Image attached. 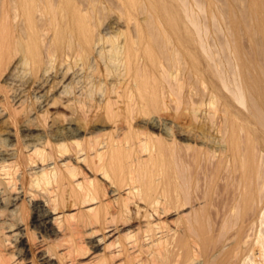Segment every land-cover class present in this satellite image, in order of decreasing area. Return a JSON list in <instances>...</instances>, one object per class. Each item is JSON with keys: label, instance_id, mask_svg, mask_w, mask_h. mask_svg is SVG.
Listing matches in <instances>:
<instances>
[{"label": "bare ground", "instance_id": "bare-ground-1", "mask_svg": "<svg viewBox=\"0 0 264 264\" xmlns=\"http://www.w3.org/2000/svg\"><path fill=\"white\" fill-rule=\"evenodd\" d=\"M234 1L240 4L245 3L244 7L242 6L238 10L245 27L250 21L260 19L264 15V0ZM119 2L125 9L122 19L126 18L128 27L130 25L135 27L134 35H126L122 40L119 39L120 32L115 31L113 26L110 28L112 31L106 35L94 33L99 7L102 5L100 0H0V73L7 69L12 73L21 71L32 59H37L40 65L46 61L50 63L57 61L58 57L61 62H65L67 59L69 61L71 57L82 56L85 59L83 66L87 70L96 72L101 67H105L108 72L115 70V82L107 83L102 89L95 86L97 80L95 81L94 74L91 75L88 72L87 75H83L81 73L82 76L77 79L73 75L65 76L68 73L63 72L65 74H62L63 84L61 82L60 84L64 86H61L63 90L58 96L62 98V94L71 96L77 91L79 96L85 97L86 100L96 101L97 107L103 105L108 113H112L113 117L121 112L122 117L125 118L121 133L119 132L120 134L115 137L110 134L104 140L100 139L101 135L98 137L99 135H96L94 130L82 131L77 126L75 127L74 121L69 120V123L67 122L69 126L56 131L54 148L57 152L54 157L50 156V158L47 155L48 152L46 154L44 149L40 148L46 146V149L47 145L50 146L48 140V143L36 144L43 139L29 138L30 135L25 134L22 145L18 143L21 145L19 147L18 144L13 143L17 138L13 140L8 134L6 141L13 144H9L0 151V227L12 222L10 225L15 226V235L18 236L20 243L19 251H31L28 224L25 222V207L28 206L33 213L31 224L33 230L37 231L41 238V245L38 247L40 261L42 264H61L58 258L66 259L71 252L70 247L53 251L47 248L45 240H49V237L63 236L66 232L71 233L78 227L80 228V224L75 226L64 223L73 215H67L62 210L59 211L60 208L63 209V206L66 205L65 201L67 199L69 201V198L72 201L69 203V207L88 215L86 218L88 223L106 222L107 218L102 217L103 211L112 217L116 214L120 215L125 221L124 226L137 223L136 227H138L140 219L155 218L156 220L161 218L162 220L171 213L178 212L182 216L180 215L181 220L177 222V225L167 226L163 220L165 225L162 222H155L156 225L152 224V232L147 231L149 235L146 234L147 236L140 240L141 245L134 242L135 232L129 230L130 232L126 235L133 238L134 241L130 239L133 246L129 243L128 247L130 249L132 247L133 252L134 250L136 252V249L137 251L145 250V254L153 261L163 257L175 259L186 255L189 258L192 256V261H187L189 264H264V102L258 101L263 87L260 77L256 76L253 80L255 91L251 92L250 113L247 116L242 115L243 118H234L224 112L219 118L218 127L216 126L218 128L217 136L222 135L220 133L230 135L228 142L231 141V145L228 158L233 163L232 167L225 166L229 177L226 178L232 181L230 185L232 194L230 191L228 194L232 196L230 195L226 212L223 211V213L222 209L217 208V211L223 213V219L220 217V220L218 217L219 224L221 222L222 224L217 230L219 225L215 228L214 223L216 215H222L221 213L215 214L214 212L213 224L209 223L211 218L204 217L206 213H204V218H197L199 216L197 212H200L197 210L205 203L207 205L205 201H210L214 194L218 193V190H215L211 196L205 193L208 192L209 187L213 188L211 182L208 187L206 179L208 176L204 175L207 188L204 187L208 189L207 191L203 189L204 187L200 188L203 186L201 181L205 180L197 179L199 164L203 162L201 157L205 153L198 151H203V149L198 148L197 150L196 148L199 146L196 147V145H199L198 139L203 143L205 141L199 138L202 136L198 134V137L196 132L203 128L204 122L197 119H192L190 122L188 120V123H185L186 127L177 126L175 133L167 123H161L158 117L145 118L142 121L143 129H135L133 126L136 117L144 118L149 115L147 111L149 96L146 94L148 74L167 73L170 69L178 67L184 55L192 53L196 49L207 52L208 48L204 40L195 37L201 35L204 25L196 11L186 4L185 0H119ZM210 5L213 6V2ZM138 14L142 17L139 18ZM215 17L214 14H211L212 19ZM133 20H135L134 23ZM176 25L179 29L173 30L176 31L175 34L188 33L183 40L164 33L167 27L173 28ZM190 25L194 26V29ZM190 33H194V35L189 36ZM253 34L259 45L260 53L264 55V28L257 26ZM162 59L164 61H161ZM66 65L68 64L66 63ZM71 67L69 66L68 69ZM253 67L263 71L257 61L254 62ZM4 72L2 73L4 74ZM215 76L225 88H228L227 80L230 79L234 99L240 105L246 106L244 90L237 83V70L233 67L231 60L225 59L220 65H217ZM80 83H83L82 87ZM78 84L82 90L78 91L80 88L77 87ZM89 85H92L93 88L87 90ZM46 86L45 88L40 86L41 90L37 93L45 92ZM44 95L45 93L41 97L45 98ZM98 95L102 98L99 101ZM33 98L36 99V97ZM42 99H40L41 103ZM38 100H36L37 104ZM12 102L14 103L12 104ZM12 102L3 103L2 107L0 105V109H2L0 114L15 122L19 112L22 115V110L24 112L30 105V100L28 106H26V102H23V98L21 101V98L15 97ZM40 108H46L44 111L46 114L52 106L48 100L44 99ZM215 123L218 122L215 121ZM196 128L198 129L196 130ZM153 129L159 130L160 134L154 133ZM16 130L18 131V129ZM216 132L215 129V134ZM87 135L91 136L88 144V141L85 143ZM50 138L52 137L50 136ZM217 139L216 143L218 144ZM30 141L36 143L32 142L31 145ZM147 141H151V146L147 147L145 155H135L133 152L136 148L143 146ZM227 145L229 144L226 143V148ZM209 146H211V142ZM207 150L209 152L208 148ZM49 153L52 155L53 152ZM217 154L216 156H218ZM219 156L222 157V154ZM228 158L227 163L229 162ZM216 162L220 164L225 161ZM12 164L15 165V168H20L21 172L18 169V174L15 170L13 171L15 173L12 174L10 168L7 169ZM211 165L209 164V166ZM227 166L230 165L227 164ZM217 167L215 171L213 167L208 169L216 172L218 171ZM215 175L210 177L214 178ZM225 175L227 176V174ZM222 177L225 178L224 175ZM199 178L201 179V177ZM211 178L208 179L212 180ZM218 180L222 181V179ZM222 182L224 185V181ZM219 183L221 182L219 181ZM199 188L202 189V192L204 190L205 194L200 197L199 202H194L195 199H192V195L196 194L200 190ZM195 190L196 193L193 194ZM11 191L13 196L6 198ZM65 191L69 192V198L63 200L64 198L61 199L60 195ZM220 192L222 193V190ZM221 193L218 194L221 195ZM223 194L225 193L223 192ZM223 203L222 208L224 209ZM211 205H213L212 202ZM207 206H204V209H208ZM188 209L189 212H187ZM195 212L196 215L193 217ZM211 213L209 215L213 217ZM200 216H202L201 212ZM105 222L103 225H107ZM134 226L130 227L134 229ZM105 230L101 237L93 241V254L96 250L106 251L115 246L117 252L111 257L115 259L124 253V248L117 236L121 230L117 226H107ZM138 230L141 232L140 228ZM224 232L231 233L229 238H224V240L227 239L226 241L219 240V234ZM5 235L0 230V264H14V261L10 262V259L13 258L10 256V252L9 254L6 252L8 248L5 247L9 237L6 238L8 235ZM220 241H224L223 246L219 245ZM219 246L222 248L216 250ZM209 249L213 250L212 253L208 251ZM132 250H128L129 253H132ZM226 250L227 252H225ZM136 253L138 255L139 252ZM220 256V261H217ZM92 258L97 259L99 256L94 255ZM135 261L138 262L137 259Z\"/></svg>", "mask_w": 264, "mask_h": 264}, {"label": "rangeland", "instance_id": "rangeland-1", "mask_svg": "<svg viewBox=\"0 0 264 264\" xmlns=\"http://www.w3.org/2000/svg\"><path fill=\"white\" fill-rule=\"evenodd\" d=\"M100 1L102 5H100L99 7L100 11L98 13V18L96 20V26L94 28V33L96 35H104V34L106 35V33H108L109 31H112L110 28L113 26L115 31L120 32V35H119L120 40L124 39L126 35H134L133 34L134 28H135L134 25H130V27H128L126 25L127 24L126 18L122 19L123 17L122 14H124L125 9L123 8L119 0H100ZM185 2L193 10L196 11L198 18L201 20V22L204 25L201 35L195 36V37L202 38L208 50L207 52H204L200 49H196L194 52L192 53L190 52L184 55L181 58L178 67L170 69L165 74H163L162 72H161L162 74L161 73L148 74L147 81H146L147 82L146 94H148L149 96V99L147 102L148 104L147 111L149 115L144 116V118L141 116L136 117V119H134L133 126L135 129H143L142 121L145 118L147 119V117L148 118L158 117V119L161 120L160 121L161 123L163 124L167 123V125H169L172 128L173 130L172 132L175 133L176 127L177 126L184 127L185 123H188V120L190 122L192 119H197L201 122H204V126H203L204 129L202 128L199 130L198 128H196V130L198 129V132H196L195 130L196 134L197 135L199 134L203 138L199 137V135L198 137L205 141V143H203V141H200V139H198L199 145H196V147L199 146L196 148L197 150L198 148L203 149V151L201 150H198V151L205 153L201 157L203 162H200L201 164H199V168H198L199 176L198 178L196 176V178L200 181L202 179L205 180V181H201L203 183L204 182L206 183L208 181V187H209V184L212 183L211 185H213V188L211 189L212 186L210 185L211 187H209V190H208L206 189L207 183L206 184L204 183L205 185L202 183L201 185L203 186H200V188H203L205 186L206 188L204 187L203 189L204 190L206 189L205 191L208 190V192H205L204 190L202 192V189L199 188L200 190L197 191V193L199 194V197L195 190L193 194L194 193L196 194L192 195L193 196L192 199H195L194 202L195 201L199 202L200 197L204 196L203 194L206 193L211 196L215 193V190L216 191L218 190V193H221L220 191L222 190L221 195L218 194L217 192L216 194H214V197L216 199L213 197L214 200L213 198L210 201L204 200L205 202H207L208 206L205 205L206 204L205 203L203 207L201 206V208L197 210V211H200L202 215L200 216V212L199 213L197 212V214L199 215L197 216L198 219L203 217L205 215L204 213H206L204 217L208 219L211 218L209 219L210 220L209 223H212V224L214 223V221L212 222V220L215 219L214 215L217 213H221L222 215H219V216L216 215V220H215L216 222L214 223L215 228L217 227V225H219L217 228L218 230L222 224V222L221 224H219L220 221L218 220L219 219L221 220V218L223 219V213H224L223 211L226 212L228 210L227 203H229L230 195L232 194L230 191L232 190V186H230L232 181L230 179H228L229 181L227 180V178L229 177H228V171L226 173L225 168L232 167L233 163L228 158V155L230 154L228 152L230 151L229 146L231 145V141L230 143L228 142V138H230V135L228 134L224 135L223 133H220L222 135H219L220 137L217 136L218 135L217 124H219L220 122L219 118L223 115L224 112H227L230 117H234V118H243V116H247L250 113L251 92L255 91L253 80L256 76L260 77L261 84L263 86L261 97L258 96V101L262 103L264 102V55L260 53L259 45L255 41L254 34H253V31L255 30L257 26L264 28V15H262L260 19H256L255 21H250L248 25L245 27L243 26L242 18H240V15L238 13V10L242 6L244 7L245 3L240 4V3L235 2L234 0H185ZM211 2H213V6L210 5ZM211 14H214L216 17L212 19ZM137 16L139 18L142 17V15H139V14ZM134 22L135 20H133V23ZM190 27H193L194 29V26L190 25ZM178 29H179L178 25H176L173 28L167 27L164 33L165 35L170 34L173 37L180 38L181 40H183L184 37L188 35V33H176L175 34L176 31H173V30H178ZM192 35H194V33L189 34V36H192ZM57 59H58L57 61H53L52 63L46 61L44 63H41L40 65L38 64L37 59L36 60L32 59L28 65H25V69L23 70L21 69V71L12 73L10 70L8 72V69H7V70H4L6 72L2 71L4 72V74L2 72L0 73V105L1 107L3 106V103L5 104V102L11 103L15 97L21 98V101L23 98V102H26L25 103L26 106H28L30 103V105L26 107V109L24 110V112L26 110L27 112L24 113L22 110V115H20L21 112H19L20 116L17 115V119H18V120L16 119L17 122L16 121L14 122L13 120L8 119L7 116L4 118V116L0 114V151L1 149L2 150L5 149L9 144L11 145L13 143L14 144L20 143L22 145V142H23L22 140L25 134L26 135L28 134L30 135L29 138L34 137V138L43 139L41 141H38L37 143L35 141H30L31 143L30 142L29 143L31 145H32V142H35L36 144L40 142H43V143L50 142V146L47 145V148H46L47 150L45 149L46 146H44L43 148L42 147L40 148L41 150L44 149V152L46 154L48 152L47 155L49 156V158L50 156L54 157V155H56L55 152H57L56 148H54L56 145L55 144L56 143L55 139H56V134H57L56 131L59 129L65 128L66 126H69L68 125L69 120L72 122L74 121L73 123L75 127L77 126L82 131L84 130L85 132H90L94 130L95 133H97L96 135H99L98 137H100L101 135L100 139L103 138L102 140L109 137L110 134L115 137L121 133V127H123V125L125 124L124 123L125 118L124 116L122 117L121 112L118 113L117 116L115 115V117H113L112 113L111 112L108 113V111H106V108L103 105L97 107L96 101L86 100L85 97L79 96L80 94L77 91H76L77 93L76 92L72 93L71 96L70 94H62L63 98L58 96L60 92L63 90L62 87L64 86L62 85L63 81L61 80L63 75H65L63 72L68 73L65 76L73 75V76H76L77 79L80 78L82 74L87 75L88 72L91 75L94 74V79L95 81L97 80L95 86L97 88L103 89V86H106L107 83L115 82L114 81L116 80L115 70H110L111 72H108V70L105 67H101L97 69L96 72H92L90 71V69L87 70V68L86 67L84 68L83 66L85 59L82 56L71 57L69 58V61H67L68 60L67 59L65 62L70 67L72 66L71 69H68L69 66L66 65L65 62H61L59 57ZM225 59L231 60L233 67H235V69L237 70V83L240 84V86L244 90L246 106L240 105V103L234 99V96L232 95L233 86H232V82L230 79L227 80L228 88H225L222 84L219 83L218 79L215 76L217 65H220L222 61H225ZM161 61H164V60L162 59ZM256 61L258 62L259 67L263 69V71H260L259 69H255L253 67L254 62ZM70 70L71 71L73 70V71L70 73L69 72ZM57 76H58V79H57ZM47 79H50L48 80L49 82L47 81ZM60 82L62 84H60ZM80 84H78L77 87L83 86V83H80ZM40 86H43V88H45L46 86V89H45L46 91L41 94H38L37 92L41 90ZM91 86L92 85H89L87 87V90L92 89L93 86L92 87ZM77 87H76V90H77ZM80 88L78 89V91L82 90V88L81 89ZM44 93H45L44 95L45 98L41 97V95ZM33 97H36V99H34ZM38 97H39V100H38ZM97 97H98L97 98L98 101L102 99L100 95H98ZM28 99L30 100L29 103H28L29 101ZM40 99H42V103ZM44 99L48 100L52 106V108L48 109L49 112H47L46 114L44 112L46 108H43V109L40 108L41 105H43ZM36 100H38L39 102L38 104ZM13 103L14 102H12V104ZM30 106H31V109H30ZM1 110L2 109H0V112ZM26 113L29 116L27 115L24 116V114ZM107 113L109 116L107 115ZM215 121H217L218 123H215ZM191 128L193 129V127ZM16 129H18V131ZM19 129H20V132H19ZM215 129L217 131L216 134H215ZM153 131L156 134H160L159 130L153 129ZM50 133H51L50 136L52 138H50L49 136ZM8 134L11 135V138L13 140L14 138H17L18 140L15 139L13 143L10 141H6ZM44 137L47 139H45ZM85 137H86L85 143L88 141L87 142L88 144L89 141L91 140L90 138L91 136L87 135ZM216 139L218 141V144L216 143ZM3 140L6 142H4ZM210 142H211V146H209ZM226 143L229 144L227 145L228 149L226 148ZM20 144H18L19 147L21 146ZM202 144L204 145L202 146ZM213 144H216V145H213ZM149 146H151V141H147L143 146H138L133 153L135 155H145L146 149ZM201 146L202 148H200ZM207 148L209 149V152ZM50 151L53 152L52 155H49L51 154L49 153ZM225 151H227L228 153ZM217 153L222 154V157L224 156V158L219 156V154ZM216 154L218 156H216ZM205 155L207 156V158ZM225 156L229 159L228 163L226 162L227 158ZM211 157L213 160H215L216 158L215 162L225 161L223 163L221 162L223 166L220 165L221 163L218 164L216 162L218 164L217 165L215 162H213ZM219 157L223 160H221ZM204 160H206L207 163ZM210 160H211V163H210ZM209 164L210 165L214 164V165L209 166ZM215 164L216 166H218L217 167L218 171H216L217 173L214 172L216 170ZM227 164H229L230 166H227ZM12 165L10 167H7V169L10 168L9 170L12 171L11 172L12 174L15 172L16 174H18L19 171L21 172L20 168H15V165L14 166ZM220 166H221V169H219ZM212 167L214 169V171L212 170L214 174L211 171ZM208 168H211V169H208ZM7 169L6 171H8ZM18 169L20 170L18 171ZM14 170L15 172H13ZM219 170H220V173H219ZM200 172H202L201 175L203 174V176L204 175L208 176L206 178L207 181L205 179L206 176L204 177L201 176ZM222 174L225 176V178L222 177L223 176ZM225 174H227V176ZM212 175L213 176L215 175V177L211 178L210 176ZM216 176L218 177L216 178ZM199 177H201V179ZM208 178L209 179L211 178L212 180L214 179V181L212 182V180H209ZM218 179H222V181H224V185H223V182ZM219 181L221 183H219ZM226 190L228 191L226 192ZM12 191L7 194L6 198L13 196L14 191H13V194H12ZM229 191L231 194H228ZM223 192L225 194H223ZM65 194H66V197H65ZM217 194L219 195V197L217 196ZM68 195H69V192L65 191L64 194L61 193L60 196H61V199L64 198L63 200H66L67 198H69ZM70 200L71 199L69 198V201L67 202L65 201L66 205L64 204L65 206H63V209L60 208L59 211L62 210L67 215H73L71 216V218H68L67 220H65L66 222L64 223H66L67 225L73 224L75 226L80 224L81 230L78 227L76 231L71 232V233L66 232L65 235L63 236L60 235L57 237H51V238L49 237V240L45 238L47 240V241L45 240L46 246L48 245L47 248L53 251L55 250L59 251L61 249H64L65 247H70L71 252L69 253L68 257H66V259L58 258V261L61 264H111L113 262H116L117 264H139V263L140 264L142 263L143 264H189V262L192 261L191 260L192 256L189 258L186 255L177 257L175 259H172L169 257H163V258L153 261L150 257L147 256V254H145V250L142 249L141 250L142 252H141V251H137L136 249V252L140 253V254L138 253L137 255L135 250H134L135 252L134 253L131 247L133 246L132 241H134V239H135L134 242H137L139 243V245H141L140 240L145 238V236H147L146 234H148L149 232L150 233L152 232L153 225H156V223H160V222L163 223V221H165L166 222L165 224L167 226L177 225V222L181 220L180 218L182 216L181 213L173 212L171 213V215H168L169 217L166 216L165 218H162L163 221L161 220V218L156 219V220L155 218H152L150 220H148L147 218L146 219L147 221L145 219H140L138 222L140 226L138 225V227H136L137 223L135 224L130 223L131 225H135L134 226L135 231H134V229L130 227L131 225L126 224L127 226L126 225L124 226L125 221L120 215L116 214L112 217V215L110 216V214H108L109 215V219H108V215L106 214L105 211H103L104 213H102V217L104 219L107 218L106 220L110 222L107 223V221L106 222L102 221V222L96 223L95 221H93V223L92 222L88 223L89 221L86 219L88 215H86L83 212H77L76 210H73L72 208L69 207V203H72V201ZM39 201L41 202V200H38V202ZM211 202L213 205H211ZM223 202L225 203V205ZM222 203H223L224 209L227 208L226 210L222 208ZM204 206L205 207L207 206L208 209L207 208L204 209ZM26 207L28 208V206ZM26 207H25V214H26L25 222L28 224L27 229L29 230V234H28L29 236L28 239L30 240L29 243L33 247L31 246V251L29 252L28 251L25 252V250L19 251L20 243L18 241V236L15 235V232H16L14 228L15 226L10 225L12 224V222H8L10 224H3L0 227V230L3 231V234L8 235V236L5 235L6 238L9 237L8 240L6 239L7 244L5 241V244H6L5 248L6 249L8 248L6 252L8 254L10 252V256L13 257L12 259H10L11 263L14 261L13 262L14 264H19V263L20 264H28V263L42 264V262L40 261V250L38 249V247L41 245L40 243L41 238L39 237L38 232L33 230V227L31 225L33 213L31 212L30 208L27 209ZM217 208L219 210L222 209L221 211L223 213L221 211L219 212V210L217 211ZM189 211L190 210L188 209L187 212ZM74 213H75V216H74ZM209 213H211V216L213 217H210ZM195 215H196V212L193 214V217ZM115 216H116V219H115ZM111 217H112V220H110ZM104 222L107 225L105 224L103 225ZM110 223L112 224L110 225ZM107 226L108 227L117 226L121 230V233H119V235L117 236H119L121 245L124 248V253H122V255L118 256L115 259L113 258L114 260L111 257H112V254H115L117 252V247L115 248V246L112 247L111 249L109 248L110 250H106L107 252L102 249H99V250H96V252L93 254V251H94L92 249L93 241L101 237L104 234V232L106 231L105 229H107ZM139 228L141 229L140 230L141 232H139L138 230ZM129 230L130 231L133 230V232H135L134 233L135 235H133V232H132L134 239L129 238V236L126 235L127 233L130 232ZM147 231L149 232L147 233ZM13 234L14 236H12ZM226 234H228L227 237H226ZM230 234L231 233H226V232H224L223 234H219L220 236L219 240H222V239L224 240V238L228 239L229 238L228 236H230ZM227 239H225L224 241H226ZM224 241H220L219 245L222 244L223 246ZM129 243L131 245L130 246L131 249L128 247ZM219 248L220 246L216 248V250H218ZM128 250L129 251L132 250V253H129ZM138 250H140L139 247H138ZM208 251L212 253L213 250L210 251L209 249ZM225 252H227V250ZM203 254L206 255V253H203ZM94 255H98L99 258L97 259L92 258L94 257ZM134 258L137 259L139 263L136 262ZM219 259H221V256L218 257L217 261H220Z\"/></svg>", "mask_w": 264, "mask_h": 264}]
</instances>
